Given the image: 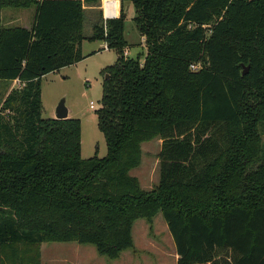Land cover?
I'll use <instances>...</instances> for the list:
<instances>
[{"label":"trees","instance_id":"16d2710c","mask_svg":"<svg viewBox=\"0 0 264 264\" xmlns=\"http://www.w3.org/2000/svg\"><path fill=\"white\" fill-rule=\"evenodd\" d=\"M100 1L0 0V264H40L45 242L117 259L158 212L177 264H264V0H129L144 56L125 54L122 6L102 17L88 39L117 53L96 110L107 154L83 158L81 120L43 117L41 80L84 58L85 7ZM31 6V27L3 24V8ZM155 138L146 190L131 170Z\"/></svg>","mask_w":264,"mask_h":264},{"label":"rangeland","instance_id":"374dc122","mask_svg":"<svg viewBox=\"0 0 264 264\" xmlns=\"http://www.w3.org/2000/svg\"><path fill=\"white\" fill-rule=\"evenodd\" d=\"M107 5L119 6V2L105 1L104 6ZM121 6L126 14L125 33L130 43L125 54L136 56L142 53L144 56L147 46L134 22V4L127 0ZM101 7L102 0L97 5L85 7V39L82 42L84 58L77 63L46 73L41 80L43 117H54L58 103L64 98L69 117L81 120L83 158H90L96 153L100 157L107 154V144L99 129L96 110L101 103L105 68L116 61L117 53L114 49H105L107 43L104 40L88 39L93 33L94 25L104 18ZM34 15V6L2 9V21L6 26L31 27ZM22 86L24 85L15 80L4 81L1 86L3 97L12 89ZM91 101L95 102V108L90 107ZM161 143L159 138L144 142L142 163L131 170V174L139 178L146 190H151L159 181ZM132 235L134 247L123 251L117 259L100 255L93 244L70 241L43 243L42 261L43 264H177L175 241L162 212L154 216L152 223L144 218L137 219L132 228ZM225 256H229V252Z\"/></svg>","mask_w":264,"mask_h":264},{"label":"water","instance_id":"95a60500","mask_svg":"<svg viewBox=\"0 0 264 264\" xmlns=\"http://www.w3.org/2000/svg\"><path fill=\"white\" fill-rule=\"evenodd\" d=\"M243 67H244L243 74H246V73L248 72L249 66L243 64ZM105 77H106V78H109V74H106ZM69 114H70V113H69L68 107L66 106L65 99L63 98V99L58 103V105H57V107H56L55 118H58V119H65V118H68V117H69Z\"/></svg>","mask_w":264,"mask_h":264},{"label":"built area","instance_id":"2783aa9c","mask_svg":"<svg viewBox=\"0 0 264 264\" xmlns=\"http://www.w3.org/2000/svg\"><path fill=\"white\" fill-rule=\"evenodd\" d=\"M105 1H115V0H102V7H101V10H102V12H103L104 20H105V22H106V20L109 19V18H115V17H118V16H119V14H120V12H121V1L118 0V2H119V13H118V14H114V15H113V14H109V15L107 14L106 8H105V6H104ZM143 39H144V37H143ZM104 48H105V49H108V45H106ZM192 68H193V69H196L197 66H196V65H192ZM15 81H16V82H19V83H21V84H23V82H21V80H19V79H15ZM90 107H91V108H95V107H96L94 101H91V103H90Z\"/></svg>","mask_w":264,"mask_h":264},{"label":"crops","instance_id":"0c3cea01","mask_svg":"<svg viewBox=\"0 0 264 264\" xmlns=\"http://www.w3.org/2000/svg\"><path fill=\"white\" fill-rule=\"evenodd\" d=\"M121 1V0H120ZM70 115V114H69ZM55 117V116H54ZM122 254V253H121ZM176 259H178V254L176 252ZM40 264H43V261H42V256H41V260H40Z\"/></svg>","mask_w":264,"mask_h":264}]
</instances>
